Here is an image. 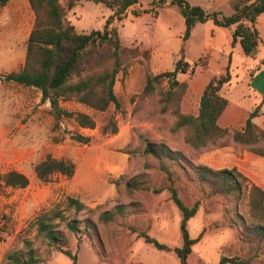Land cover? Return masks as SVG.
I'll return each instance as SVG.
<instances>
[{"label":"rangeland","instance_id":"1","mask_svg":"<svg viewBox=\"0 0 264 264\" xmlns=\"http://www.w3.org/2000/svg\"><path fill=\"white\" fill-rule=\"evenodd\" d=\"M186 1L222 16L233 13L232 5L220 0ZM111 14L103 3L79 1L66 19L78 32L89 33L103 30ZM34 20L28 0L0 6V175L16 170L30 179L26 188H6L0 182V264H6L8 252L22 247L23 238H35L40 213L61 209L74 217L67 209L68 197L93 209L78 214L82 230L70 235L68 246L77 264H180L173 251L160 250L142 236L147 234L169 247L182 246V215L172 200L171 186L186 205L200 203L187 224L192 238L202 233L192 247L189 264H216L222 254L264 264V241L253 232L248 197L237 200L214 193L189 166L235 167L249 182L259 180L264 186V155L257 152H264V141L246 145L233 139V130H242L258 105L253 121L264 131V13L257 20L261 43L255 58L245 55L238 44L230 46L234 27H217L211 20L197 23L185 43L184 58L191 68L177 76L188 84L181 100L185 113L197 114L205 83L226 74L231 55V81L221 90L229 101L223 113L231 121L229 133L198 149L185 142L184 129H175V116L163 110L160 90L144 92L148 72L173 70L181 57L185 22L177 5L139 0L121 21L112 23L124 47V70L115 84L120 108L112 105L105 112H95L74 100L62 103L69 112L92 116L93 129L79 128L72 119L56 125L50 104L42 102L39 90L3 80L4 74L23 67ZM168 86L164 81L162 88ZM114 122L117 133L105 132L112 130ZM78 134L89 137V142L75 140ZM148 141L164 145L183 163L144 154ZM48 155L72 161L74 175L57 174L49 182L40 181L34 169ZM61 229L68 234L64 224ZM49 259L47 264H73L58 251Z\"/></svg>","mask_w":264,"mask_h":264},{"label":"trees","instance_id":"2","mask_svg":"<svg viewBox=\"0 0 264 264\" xmlns=\"http://www.w3.org/2000/svg\"><path fill=\"white\" fill-rule=\"evenodd\" d=\"M11 0H0V6H5ZM79 1L103 3L112 11L106 19L103 30H92L89 33L78 32L73 24L67 21V12L76 7ZM159 3L170 1L177 5L184 18L185 29L181 36V57L176 61L173 70L159 74L148 72L144 92L148 95L160 90V102L163 110H171L175 116V129H184L185 142L193 149L206 147L229 133L228 128L219 125V120L226 110L229 101L221 94L225 84H229L231 55L228 59L226 74L213 76L199 100L197 114L185 113L181 110V100L188 89V84L179 81L178 74H187L191 64L184 58L185 43L190 39L197 23L212 21L215 26L231 28V46H241L245 55L255 58L261 35L257 27L258 17L264 13V0H235L232 3L233 13L222 16L221 12H208L200 5H192L186 0H157ZM35 15L33 28L27 39L25 63L18 71L4 74L5 82H13L23 87L35 88L41 93V100L50 104V113L55 124L62 119H72L79 128L93 129L95 119L86 113H72L62 107L65 101L74 100L95 112H105L110 106L120 108L121 104L115 92L117 76L122 72V54L124 47L116 27L115 20L121 21L128 9L139 3V0H28ZM149 12L148 10L145 11ZM140 16L139 12L135 13ZM264 64V60L261 61ZM167 81L168 88H162ZM264 101V95H263ZM258 105L248 116L242 130H233L234 141L246 145H255L264 141V131L253 119L258 115ZM116 134L117 124H112L110 132ZM74 139L88 143L89 137L81 134ZM258 154L264 152L257 150ZM144 154L157 157H169L178 163H183L179 157L171 154L164 145L156 146L147 142ZM192 172L203 182L211 185L214 193L236 197L243 196L249 200V214L253 224V232L257 239L264 241V190L249 182L237 168L212 169L207 166L189 165ZM75 164L67 159L48 155L35 166V175L42 182H49L54 175L71 177L75 173ZM0 182L6 188H26L30 184L29 177L19 171L10 170L0 175ZM171 197L181 212L180 231L183 244L180 247H169L157 239L144 234L145 240L156 248L173 251L180 259V264H189L188 257L192 247L201 239L192 238L187 228L188 221L198 212L200 203L186 205L179 197L174 187L169 188ZM67 209L73 211L74 217L65 215L61 209H53L40 213L35 221V238L22 239L20 249L10 251L5 255L6 264H47L54 252L68 256L73 264H77V256L68 244L70 235L78 234L82 229L78 214L92 211L82 201L68 197ZM65 225L68 234L61 229ZM89 227L88 221L84 222ZM216 264H250L248 259L240 256L222 254Z\"/></svg>","mask_w":264,"mask_h":264},{"label":"crops","instance_id":"3","mask_svg":"<svg viewBox=\"0 0 264 264\" xmlns=\"http://www.w3.org/2000/svg\"><path fill=\"white\" fill-rule=\"evenodd\" d=\"M13 0H11L10 2H12ZM230 1H232V0H220V2H227L228 4H230V5H232L231 4V2ZM10 2H8V3H10ZM218 27V26H217ZM231 46V45H230ZM212 78V77H211ZM210 78V79H211ZM209 79V80H210ZM209 80H208V82H209ZM207 82V83H208ZM207 84L205 83V86H206ZM205 88V87H204ZM231 123V121L229 120V119H224L223 118V114H222V116H221V118H220V120H219V125L221 126V127H223V128H227L228 127V124H230ZM252 183H254V184H256V185H258V186H260L263 190H264V186H262V184H261V182H259V180H254V182H252Z\"/></svg>","mask_w":264,"mask_h":264}]
</instances>
